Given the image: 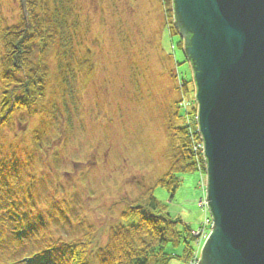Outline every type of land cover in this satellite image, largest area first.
Wrapping results in <instances>:
<instances>
[{"label": "rangeland", "instance_id": "1", "mask_svg": "<svg viewBox=\"0 0 264 264\" xmlns=\"http://www.w3.org/2000/svg\"><path fill=\"white\" fill-rule=\"evenodd\" d=\"M48 4L65 39L64 56L59 60L53 55L47 62L45 104L36 106L40 113L32 118L15 115L12 127L0 131V161L16 159L24 190L34 177V210L48 224L47 237L65 238L69 226L62 214L79 230L98 229L105 240L110 224H139L140 212L120 219L126 201L140 196L139 184L150 189L169 172L177 147L174 130L190 119L177 117L184 112L180 104L185 97L177 76L190 81L192 70L177 47V37L166 29L165 23L171 30L172 22L169 1L166 6L160 0ZM0 7L9 26L19 22V1L0 0ZM193 90L192 82L190 99ZM35 131L43 137L42 148L35 145ZM201 178L207 183L198 173L183 175L173 198L160 187L154 192L170 215L192 230L204 218L198 206ZM208 217L213 221L210 212ZM12 224L0 245L6 243ZM28 256L24 252L16 259Z\"/></svg>", "mask_w": 264, "mask_h": 264}, {"label": "trees", "instance_id": "2", "mask_svg": "<svg viewBox=\"0 0 264 264\" xmlns=\"http://www.w3.org/2000/svg\"><path fill=\"white\" fill-rule=\"evenodd\" d=\"M17 1L20 5V18L16 25L9 26L4 21L0 7V131L12 127L15 115L26 114L32 118L40 113L36 106L42 107L45 104L49 83L47 62L53 55L59 57V60L64 56L65 39L48 0H26L27 17L20 0ZM167 1L170 9L167 13L171 14L172 22L171 30L165 23L166 29L177 37V47L184 55V62H188L192 70L185 55V40L174 26L173 2ZM61 64L60 68H63ZM86 67L90 68L87 75L91 76L88 62ZM177 80L186 84L183 92L188 107L193 110L189 114L183 109V114L179 113L177 117L183 120L189 116L193 121L189 119L188 127L182 125L174 130L177 147L169 172L150 189L139 184L140 196L132 202L126 201L127 209L120 219H128L135 212H140L139 224L129 227L119 222L110 224L105 228V240H102L97 235L98 229L89 226L79 230L73 225L72 219L60 214L69 226L65 230V238L55 240L47 237L48 224L34 210V177L25 186L28 189L24 190L21 187L24 183L21 166L16 159L0 161V238L7 231L8 225L13 223V228L6 235V243L0 245V263L10 261L6 264H23L16 257L22 256L24 252L34 258L35 264H171L174 260L185 264L198 262V245L192 236L194 230L181 219L172 217L167 206L154 197L155 189L160 187L173 198L182 185L183 175H205L204 164L198 161L192 150L195 142L199 141L196 132V89L191 92L194 98L187 97L189 84L194 83L193 71L192 80L185 81L182 75H178ZM34 133L35 145L42 148L43 137L40 132ZM202 181L204 178H201ZM200 191L203 197L204 188ZM51 216L48 219L54 222ZM15 229L22 231V240L15 236ZM180 248L181 252L178 250Z\"/></svg>", "mask_w": 264, "mask_h": 264}, {"label": "water", "instance_id": "3", "mask_svg": "<svg viewBox=\"0 0 264 264\" xmlns=\"http://www.w3.org/2000/svg\"><path fill=\"white\" fill-rule=\"evenodd\" d=\"M172 2L194 75L213 219L198 264H264V0Z\"/></svg>", "mask_w": 264, "mask_h": 264}, {"label": "built area", "instance_id": "4", "mask_svg": "<svg viewBox=\"0 0 264 264\" xmlns=\"http://www.w3.org/2000/svg\"><path fill=\"white\" fill-rule=\"evenodd\" d=\"M165 0H161L163 6H166V2H164ZM167 1V0H166ZM184 101V100H183ZM187 107V105L184 103V107ZM193 150L195 152V154L197 156H199L198 158L200 160L203 159L204 156V149H203V141L199 140L196 141L194 146H193ZM199 207L202 208L205 212V218L203 223L200 225L199 229L193 233V236L197 239V245L200 248L201 245L208 240L209 236L211 235L212 232V228H213V221H211V218L208 217V204H207V200H206V191L204 190V194H203V198L202 200L199 201ZM204 237V238H203ZM191 264H197V262H192Z\"/></svg>", "mask_w": 264, "mask_h": 264}]
</instances>
